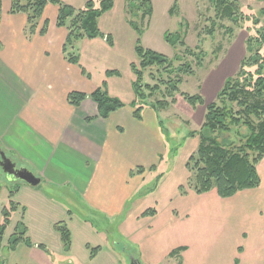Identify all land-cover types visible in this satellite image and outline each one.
Listing matches in <instances>:
<instances>
[{
	"label": "crops",
	"instance_id": "0c3cea01",
	"mask_svg": "<svg viewBox=\"0 0 264 264\" xmlns=\"http://www.w3.org/2000/svg\"><path fill=\"white\" fill-rule=\"evenodd\" d=\"M60 1L79 9L88 0ZM57 12L47 4L27 35L26 15L10 13V0H1L0 150L39 177L44 196L70 219L101 233L105 244L86 254L90 263L128 264L127 252L139 264H264V158L258 187L228 198L215 189L196 194L185 173L177 180L174 161L164 158L167 143L155 110L144 106L141 118L133 117L136 34L125 0H114L98 20L111 43L79 40L77 64L64 57L67 31L56 25ZM103 83L123 103L105 119L88 96ZM72 91L87 95L78 106L67 100ZM32 243L12 249L22 248L20 264H73L70 251L53 259L43 243ZM174 249L179 254L170 257Z\"/></svg>",
	"mask_w": 264,
	"mask_h": 264
},
{
	"label": "trees",
	"instance_id": "16d2710c",
	"mask_svg": "<svg viewBox=\"0 0 264 264\" xmlns=\"http://www.w3.org/2000/svg\"><path fill=\"white\" fill-rule=\"evenodd\" d=\"M209 2L214 9L216 18L227 19L231 23L238 24L240 18L239 0H209ZM47 4L58 7L56 25L67 31L62 51L68 62L78 63L76 44L79 40L105 37L107 42L111 43V38L104 36L99 30L98 20L104 13L112 9L114 0H88L79 9L60 0H10V13L25 14L28 25L26 33L32 35L37 29L38 20ZM174 9V5L169 9L171 15ZM152 11L151 0H125L126 20L136 34L134 45L136 60L130 65L134 77L131 83L134 93L131 106L133 107V117L136 119L141 118L144 106L159 111L173 104L175 93L178 92L181 83L180 76L193 73L190 62L185 61L175 67L172 64L173 61L167 56L141 45L142 23L151 17ZM258 15L255 23L264 17V7L258 11ZM46 27L47 22L44 21L39 33L44 34ZM164 39L173 47H186V53L195 55L196 58L199 56L196 63L201 65L200 56L202 58L203 53L200 52L202 50L197 47L198 53L191 52V48L185 43V35L179 32L174 35L165 33ZM252 41L253 38L248 39L247 47L251 54L247 59L242 60L237 77L225 82L218 94V101L205 105L206 112L203 123L198 130L191 131V135L197 137L198 143L196 152L190 155L186 164V168L192 167L189 168L192 175L186 183L196 194H204L215 189L218 196L228 198L238 191L256 188L261 182L257 165L264 158V55L258 50H253ZM256 41L259 45H264V35L262 34ZM174 60L181 61V58L176 55ZM245 66H256V69L254 72L246 71L243 69ZM151 67H156L158 71H168V79H159L152 86L143 83V73ZM171 74L175 75L174 78L170 77ZM176 76L177 78H175ZM160 86L165 87L161 98L156 99L154 103H148L149 98L155 93H160ZM86 96L82 92L72 91L68 94L67 100L71 105L78 106ZM88 96L95 102L98 116L103 119L123 107V103L118 98L109 96L104 83ZM168 98H171V101H168ZM186 99L192 106L204 104V98L199 94L186 95ZM239 128H244V130ZM231 132H234L236 141L226 138V135ZM184 190V187H180V191ZM13 195L14 193H11L10 197ZM17 208V203L10 201V209ZM24 210L23 207L22 211ZM2 214L0 248L5 228L9 224L10 212L4 208ZM54 229L60 235L64 252H68L71 247L70 230L63 221L56 223ZM26 232V227L19 221L8 241L10 250L20 243L26 246L33 245ZM38 247L45 250L43 244H39ZM86 247L89 248L88 245ZM98 250L99 247L91 248L90 256H93ZM179 250L174 249L169 256L177 257Z\"/></svg>",
	"mask_w": 264,
	"mask_h": 264
},
{
	"label": "rangeland",
	"instance_id": "374dc122",
	"mask_svg": "<svg viewBox=\"0 0 264 264\" xmlns=\"http://www.w3.org/2000/svg\"><path fill=\"white\" fill-rule=\"evenodd\" d=\"M151 1L153 11L151 17L142 23L141 45L167 56L173 61L172 64L175 67L188 61L193 69L192 75L180 76L181 83L178 92L175 93V102L164 110H155L162 122L160 130L167 143V154L164 158L167 161L169 159L174 161L173 176H177V180L184 181L186 176L189 178L192 175L189 169L192 167L186 168V164L190 155L196 152L198 143L197 137L192 136L191 131L198 130L203 123L205 105L218 101V94L225 82L237 77L242 60L247 59L251 54L247 47L249 38H253L251 43L253 50H258L264 55V45H259L256 41L262 34L264 35V17L255 23L259 17L258 11L264 7V0H239L238 24L231 23L227 19L216 18L209 0ZM173 5L175 9L170 15L169 8ZM177 32L185 35V43L191 48V52L198 53L199 49L202 50L200 52L203 53L202 58L200 56L201 65L196 63L199 56L196 58L195 55L186 53V47H173L165 41V33L174 35ZM176 55H179L181 61L174 60ZM243 69L254 72L256 66H245ZM174 76V74L170 75L172 78ZM168 77V71H158L156 67H151L144 71L143 83L152 86L159 79L167 80ZM160 88V93H155L147 100L148 103H154L156 99L161 98L165 87L160 86ZM196 94L204 98L203 105L192 106L188 103L186 95ZM168 101H171V98H168ZM239 129L244 130V128ZM226 138L236 141L234 132L226 135ZM0 152L3 151L0 150ZM185 169L186 172H184ZM42 191H44L42 186L32 187L21 181H9L0 165V224L3 221L2 210L6 208L10 212L9 224L2 237L0 264H20L22 262V248L12 251L8 245L19 221L26 227V235L31 242L43 243L48 248L47 255L53 259L63 258L62 255L65 253L60 235L54 229L56 223L63 221L71 230L69 254L72 256V263L91 264L86 254L92 247L105 244V239L100 237L101 233L97 232L89 222L84 223L76 216L70 219L62 207L53 204ZM11 193H14L13 197H10ZM10 201L17 203L18 208L10 209ZM23 207L27 209L22 211ZM85 243L91 246L88 252ZM129 245L127 249L130 254ZM123 255L128 264H131L130 255L127 256V252ZM97 263L98 261L93 264ZM64 264L71 263L64 262Z\"/></svg>",
	"mask_w": 264,
	"mask_h": 264
},
{
	"label": "water",
	"instance_id": "95a60500",
	"mask_svg": "<svg viewBox=\"0 0 264 264\" xmlns=\"http://www.w3.org/2000/svg\"><path fill=\"white\" fill-rule=\"evenodd\" d=\"M0 154V165L9 181H21L32 187L39 184L40 178L31 170L23 166H17L13 161L7 158L3 152H0ZM131 264H139V262L135 259H131Z\"/></svg>",
	"mask_w": 264,
	"mask_h": 264
}]
</instances>
